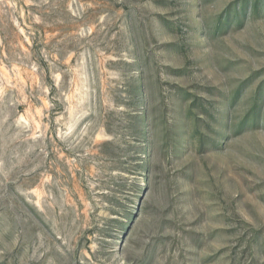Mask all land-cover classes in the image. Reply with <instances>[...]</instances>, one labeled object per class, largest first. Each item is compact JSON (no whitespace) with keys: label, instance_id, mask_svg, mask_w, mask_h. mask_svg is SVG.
Instances as JSON below:
<instances>
[{"label":"rangeland","instance_id":"rangeland-1","mask_svg":"<svg viewBox=\"0 0 264 264\" xmlns=\"http://www.w3.org/2000/svg\"><path fill=\"white\" fill-rule=\"evenodd\" d=\"M0 264H264V0H0Z\"/></svg>","mask_w":264,"mask_h":264}]
</instances>
